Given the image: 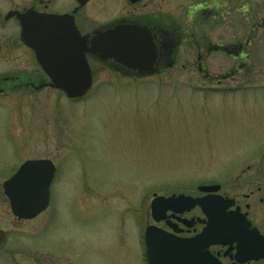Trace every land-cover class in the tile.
Returning <instances> with one entry per match:
<instances>
[{
  "label": "rangeland",
  "instance_id": "1",
  "mask_svg": "<svg viewBox=\"0 0 264 264\" xmlns=\"http://www.w3.org/2000/svg\"><path fill=\"white\" fill-rule=\"evenodd\" d=\"M261 54L255 82H202L193 74L188 82L178 68L124 78L91 61L92 86L79 101L55 90L0 97V264H145L154 195L194 196L210 184L263 190ZM211 63L213 73L232 67ZM37 159L57 171L49 205L19 222L1 184ZM248 171L258 177L236 179Z\"/></svg>",
  "mask_w": 264,
  "mask_h": 264
},
{
  "label": "flooded vegetation",
  "instance_id": "2",
  "mask_svg": "<svg viewBox=\"0 0 264 264\" xmlns=\"http://www.w3.org/2000/svg\"><path fill=\"white\" fill-rule=\"evenodd\" d=\"M27 20L32 33L52 46L110 33L113 46L129 49L132 30L141 29L161 63L156 76L178 68L177 77L188 82L192 74L198 81L219 84L260 77L255 67L264 51V0H0V97L54 90L35 53L21 39ZM213 59L232 67L213 73ZM91 61L100 64L87 56ZM103 67L124 78L135 76L113 62ZM243 174L249 176L236 179L259 173ZM200 187L197 195L187 197H208V217L199 206L182 203L159 211L162 219L154 224L149 203L146 227L153 225L183 241L207 229V239L199 246L203 256L194 259L188 252L191 256L182 264H264V189L247 188L240 194L242 188L220 185L217 192L205 194Z\"/></svg>",
  "mask_w": 264,
  "mask_h": 264
},
{
  "label": "water",
  "instance_id": "3",
  "mask_svg": "<svg viewBox=\"0 0 264 264\" xmlns=\"http://www.w3.org/2000/svg\"><path fill=\"white\" fill-rule=\"evenodd\" d=\"M28 22L29 20L22 29L23 43L35 53L39 66L51 80V87L60 91L70 101L82 99L91 88L92 77L87 56L105 65L113 62L137 77L152 76L162 69L156 50L146 39L148 34L146 35L141 29L132 30L129 49L113 46L110 33H96L90 41L71 40L69 44L52 46L49 40L37 38ZM164 67L170 68V65ZM54 171L53 165L48 160L27 161L2 184L11 213L18 221L31 220L47 208L49 186ZM218 190L219 186L199 188L203 193H215ZM209 202L208 197L194 200L182 195L167 199L155 197L151 202V216L155 222H159V211L174 210L176 205L182 203L190 204L191 207L199 206L207 216L210 210ZM206 236H208L207 229L197 238L183 241L154 227H148L144 233L146 262L147 264H182L187 260V255L191 256L188 252H192L194 259L200 258L203 254L199 246L207 239ZM3 240L4 233L0 231V245Z\"/></svg>",
  "mask_w": 264,
  "mask_h": 264
}]
</instances>
